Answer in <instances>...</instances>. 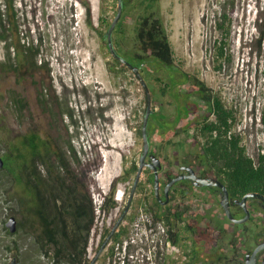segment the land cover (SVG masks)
I'll return each instance as SVG.
<instances>
[{
    "label": "rangeland",
    "instance_id": "1",
    "mask_svg": "<svg viewBox=\"0 0 264 264\" xmlns=\"http://www.w3.org/2000/svg\"><path fill=\"white\" fill-rule=\"evenodd\" d=\"M14 2L21 46L38 47L40 59L47 63L51 74L45 69L16 86L13 73L5 72L0 66V117L5 120L4 130L0 132V156L5 153L3 140L22 139L35 132L64 151L70 144L82 167L92 163L93 166L85 172L74 165L81 178H87L98 216L96 239L94 242L90 240L88 251L92 261L98 253V241L101 242L116 225L128 203L136 174L126 181L122 178L127 176L134 164L139 167L143 149L142 127L147 109L146 93L135 73L119 66L116 69L118 73L111 72L115 61L107 40L103 41L100 35L109 31L118 12V0ZM235 2L230 45L233 60L230 65L223 63L222 70H218L221 63L214 61L213 46L219 37L216 18L226 0H160V6L176 66L197 76L236 111L238 121L234 132L242 136L248 155L256 159L264 149V0ZM0 7L2 12L3 0H0ZM89 9L92 14L90 23ZM134 26L133 18L127 21L126 36L120 39L123 40L122 46L118 45L120 40L114 44L116 50L132 52ZM5 57L4 45L0 42V62H4ZM148 69V81L145 75L142 77L151 94L152 111L162 113L172 123L179 115L177 112L183 109L177 105L179 110L176 111V102L161 93L160 88L164 84L154 81L160 77L166 83L165 72L156 65ZM149 85L156 95L155 100ZM187 89V86L181 85L177 93ZM43 90L48 95L45 102L49 114L42 111L38 102ZM16 91L25 96L30 106V113L23 118H18L10 100L11 94ZM189 108L192 113L177 125L179 135L174 139L175 147L169 151L170 160L166 161L175 175L179 174L186 155L192 157L188 159L189 163H197L196 169L202 168L193 158L201 153V142L194 138V130L187 134L185 128L204 116L208 109L196 98L189 100ZM150 139L151 149L156 150L162 143L163 135L156 132L150 134ZM146 180L147 176H142V187L137 190L120 228L128 229L123 244L116 245L115 255L111 258V241L97 264H187L190 260L187 254L190 253L191 235L181 231L182 242L174 247L168 241V228L154 222L153 186L145 184ZM195 193L197 196L192 195L187 202L185 220L193 223L198 215L207 219L198 226L200 235L207 231V238L202 237L199 243L201 260L205 264H216L220 252L231 259L226 256L231 236L223 238L222 233L213 230V219L224 222L225 212L220 205V195L212 196L199 189ZM20 194L12 178L5 171L0 172V264H10L12 257H16L19 264H53L47 257L39 255L32 236L12 238L5 231L9 216L27 220V211L20 213ZM113 196L119 207L111 213L97 210L102 200ZM32 203L36 206L34 200ZM248 209L253 221L247 222L246 228H237L227 222L224 225L227 231L242 234L245 249L252 250L255 247L252 235L258 226L264 229V212L259 203L248 205ZM207 225L212 229L209 230ZM177 227L176 232L181 224ZM212 231L214 233L210 237Z\"/></svg>",
    "mask_w": 264,
    "mask_h": 264
},
{
    "label": "trees",
    "instance_id": "2",
    "mask_svg": "<svg viewBox=\"0 0 264 264\" xmlns=\"http://www.w3.org/2000/svg\"><path fill=\"white\" fill-rule=\"evenodd\" d=\"M235 6V0H226L216 18L215 27L219 37L213 48L214 61L221 63L218 70H222L223 63L232 64L233 56L230 45L232 15L235 12ZM14 7V0H3L4 10L0 12V42L4 45L6 57L4 62H0L1 68L10 74L17 69L24 75L36 74L45 71V69L49 72L47 63L40 59L38 47L21 46ZM91 18L92 14L89 9V23ZM132 18L135 20L134 49L132 52L125 51L119 54L134 67L139 68L141 75H145L146 81H148V67L156 65L163 70L167 76V82L165 83L160 77H156L154 81L164 84V87L160 88L161 93L164 96L168 95L176 102V111L179 110L177 105L183 109L177 112L179 115L175 117L172 123L167 121L165 115L156 111L149 119V134L160 132L163 135L162 143L159 145L161 156L170 159L169 151L175 147L174 139L179 135L177 125L182 120L189 118L192 113L189 108V100L196 98L204 104L208 112L194 123L187 125L185 132L188 134L194 130V138L201 142L200 156L195 158L201 166L207 168L203 177L222 183L227 188L233 203L241 202L248 194L264 196V149L258 153L256 159L249 156L246 147L243 145L242 136L234 132L238 121L236 111L226 105L222 97L207 87L201 79L176 66L174 51L161 13L160 0H124V12L114 31L113 43L115 45L126 36L125 27L127 21ZM100 35L103 41L107 40L106 34L100 33ZM122 41H119V46H122ZM114 61V66L110 68L111 72L118 73L116 72L118 66L123 70L128 69L119 60L114 59ZM181 85L187 86L188 89L185 92L177 93V88ZM150 90H152L151 93L155 100L156 95L151 86ZM10 99L17 111L23 114L22 112L27 105L23 99L13 96ZM38 102L40 107L47 111L43 93L38 97ZM69 115L72 118V115ZM3 142L6 144L3 155L5 163L3 171L12 178L14 187L21 191L20 213L27 211L25 218L27 219L26 222L29 220L30 223L33 221L30 218L31 214L36 213L35 222L40 223L36 226L43 228L41 233L37 235L35 242L38 246L39 255L47 257L53 264H86L91 236V227H88L87 223L90 221V224H93L94 222V217L90 219L88 216L87 203L91 205L93 212L94 203L87 178H81L77 171L78 168H75L74 165L76 164L80 167L79 169L85 172L93 166L92 163L84 164L82 167L74 148L70 144L68 150L64 151L59 145L53 144L52 141L42 138L40 134L35 132L24 136L22 139L13 138L3 140ZM182 162H186L184 158ZM137 171L138 166L134 164L127 176L122 178V181L129 180L131 175L136 174ZM153 180L151 177L145 184L154 186ZM212 190L217 192V189ZM151 192L155 201L154 222L163 223L168 228L169 242L175 247L179 246L182 242V235L180 232H176L173 224L183 223L186 215L181 210H163L155 198L154 189ZM32 200L37 207L33 206ZM66 202H69L68 207H71V210L64 208ZM257 203L259 201L256 199L248 200L249 206ZM50 205L51 211L56 212L55 215H48ZM102 206L100 208L102 212L111 213L119 207V203L114 200L113 196L104 199ZM233 207L232 213L235 218H240V214L244 215L239 205H233ZM173 212L174 214H172ZM65 213H68L67 216H71V218L66 220ZM45 215L48 216V219L43 218ZM203 222H207V219L198 215L197 219L193 220L194 225L190 222L185 228V234L191 235L190 240L192 242L191 255L193 258L188 264H200L201 249L199 243L202 241V237L207 238V231L200 235L201 230L198 228L199 224ZM212 222H215L213 230H218L222 234L225 233L224 222L231 223L226 215H224V222L217 219H213ZM235 226L246 228L247 224ZM208 229L211 230L212 227L209 225ZM259 231L256 232V236H263V230ZM213 233L214 231L210 237L213 236ZM30 235L35 236L33 232ZM127 235L128 229L126 227L114 235L113 246L110 249L111 258L115 255L116 245H122ZM236 237L235 232L232 236V244L237 242H239L238 244H246L243 235L240 236L242 241Z\"/></svg>",
    "mask_w": 264,
    "mask_h": 264
},
{
    "label": "flooded vegetation",
    "instance_id": "3",
    "mask_svg": "<svg viewBox=\"0 0 264 264\" xmlns=\"http://www.w3.org/2000/svg\"><path fill=\"white\" fill-rule=\"evenodd\" d=\"M107 45H108V41H107ZM108 49H109V47H108ZM116 51H117L118 55L122 59H124L122 57V55L119 54L120 51H118V50H116ZM114 59H116V58H114ZM47 73L49 75L51 74L50 69H49V72L47 71ZM13 75L15 77V81L14 82L16 83V86H20L22 83H25L26 78L30 77L32 79L35 76V74H33V73L32 74L29 73L28 75L21 74L20 73V70H18V69L13 73ZM45 91L46 90H43L44 93L43 92L42 93L44 94V99L46 100V98H47L48 95H47V93ZM144 91H145V89H144ZM11 96L16 97L18 99H23V102L27 104L26 105V109H24L23 112H22L23 114H21L20 112L17 111V108L15 107V105L12 103V100L10 99L11 100V103H12V106L15 108V112L17 113L18 118H21L23 115L30 113V106L28 104V100L25 99V96L19 94L17 91L14 92L13 94H11ZM6 98H7V100H9V97H6ZM45 105H47L46 102H45ZM199 108H201V107H199ZM46 109H47V107H46ZM42 111L44 112L45 110L42 109ZM45 112H48L47 114L50 113L48 109ZM146 112H147V109H146ZM153 113H154V111H153ZM153 113L151 114V116L153 115ZM145 116H146V113H145ZM144 119H145V117H144ZM4 121H5L4 120V117L3 118L0 117V132L4 130V127H3L4 126ZM32 133H34V132H32ZM29 134H31V133H29ZM29 134H27V135H29ZM142 137H143V127H142ZM0 141H2V137L1 136H0ZM149 142H150V150H149V154H148V156L146 158V163L152 165V159H151L152 156H155L157 159H159L161 161V168L158 170L159 178H160L159 199L156 196L154 186H153V189H154V193H155V198L157 199L158 203L161 205V207L163 208V210H165V211H168L169 209L170 210L171 209L172 210L174 209L175 211L176 210H181V212L183 211V214L186 215L188 213V207H186L187 206V202H188L189 199H191L192 195L194 196L196 194L195 193V190H197V189H199L200 191H204V192L207 191L212 196L220 195V198L222 200V191L219 188H217V187L196 186V182L195 181L187 178V177L191 176V173H190L189 170H192L197 177H199L201 179H206V178L203 177L204 171L207 169L206 166H202L201 169L200 168L196 169L195 165L197 163H193V164L192 163H189L188 159L189 158L192 159V157H191V155H186L184 157V160L186 162L185 163L181 162L180 172H179V174L175 175L174 174V171L172 169H170L169 168V165L166 163V161H169L170 159L168 160V159H166L165 156H161L162 154L159 152L160 151L159 148H157L156 150L155 149H151V144L152 143H151V139H150V134H149ZM143 149H144V144H143ZM143 149H142L141 157L143 155ZM3 155H1L2 158H4ZM198 156H200V154ZM195 157H197V156H194L193 157L194 160H197ZM140 160H141V158H140ZM136 175H137V173H136ZM144 175L147 176L146 183H148L147 181L149 179H151V177H153V179H154L153 180V183L155 182V172L151 168L146 167L144 169V171H143L142 176H144ZM177 179H179V181L175 182V180H177ZM207 180H213V179H207ZM148 185H150V184H148ZM168 185H171V186L169 188V191L167 192L166 190H167ZM141 187H142V184H141V182H139V185H138L137 190H140ZM212 189H217V192H214ZM137 190H136V192H137ZM183 192H185L184 195H181V193H183ZM195 196H197V195H195ZM45 202H47V201H45ZM68 205H69V202H66L64 208L66 210L67 209L71 210L72 208L71 207L69 208ZM154 205H155V203H154ZM220 205H221V201H220ZM233 205H238V204L233 203L232 200H231V210L234 209ZM259 205H260V207H262L263 212H264L263 204L260 201H259ZM90 206L91 205H89V203H87L88 216H89L90 219H91V217L92 218L94 217V222H93V224H90V221H89V223H87V226L88 227H91L90 240L94 242V240L96 239V238H94V236L97 234V230H98V216H97L95 207H94V212H93ZM239 207H240V205H239ZM242 211H243L244 215L243 214L242 215L240 214V218H236V219H243L244 218L245 212H244L243 209H242ZM48 212H49L48 215L49 214H51V215H55L56 214V212H52L51 211V205L49 206V211ZM70 212H71L70 214H72V211H70ZM67 214L68 213H65L66 220L71 218V216L68 217ZM172 214H174V212ZM12 217H15L16 218V220H17V227L18 228H17V231L14 234H12L10 232V229L7 228V223H6V229H5V231H6L7 235L11 236L12 238H14L16 236L23 235L22 237L25 238L27 236H30L31 237L32 235H30V233L33 232L35 236L34 237L32 236V237L36 241L37 235H39L41 233L42 229H43L40 226H36L37 224L38 225L40 224L38 222H35L36 219H37L36 218V213L33 212L31 214V216H30L31 220H33L32 223L28 222L29 220L27 222L26 221H21L20 217H17L15 215L14 216H9L8 221ZM251 217H252V215H251ZM43 218L48 219V216L45 215ZM61 218L63 219L62 215H61ZM249 221L252 222L253 221V218H251ZM188 223L189 222H186V220L183 223H181V227H179L177 233H179L181 231L182 232H185V228L187 227ZM232 224L233 225H238V224H234V223H232ZM26 225H28V227H26ZM177 225H180V224H177ZM177 225L176 224H173L175 230H176ZM193 225H194V223H193ZM195 225H197V223H195ZM242 225H245V224H242ZM30 226H34V227L31 228ZM121 226H120V228H121ZM163 226H164V224H163ZM238 226H241V225H238ZM113 228H112V230H113ZM120 228H119V230H120ZM238 228H240V227H238ZM259 230H263V232H264V229L262 227H259V226L257 227L254 235H252V238H251V240H253V242L255 244V247L252 250L251 249L250 250H247V249H245V245L244 244H238L239 242L232 244L231 241L233 240L232 236L234 235V233H231L230 231H227V229L225 228V233L223 234V238H226L228 236H231V241H230V246H229L230 248L228 249V253H226V256H230L231 259L225 257V255H223L220 252L219 253V256H218L219 259H217V261H215V263L216 264H247L248 257H251L253 255V253L257 249V247H259L260 245L264 244V235L263 236H260V235L259 236L258 235L256 236V232L257 231L260 232ZM111 231L106 235V237L104 239H102L101 242L98 241V245L99 244L100 245H99V247L97 246V249H98L97 252H99V250L101 249L102 245L104 244L106 238L110 235ZM173 232H175V231H173ZM236 236H237L236 238H239L242 241V239L240 238V236H242V234H238V231H236ZM168 239H169V237H168ZM17 244H18V242L15 243V245H17ZM91 245H93V243ZM109 246H110V244L108 245V247ZM191 247H192V242H191ZM191 247H190V253H189V255L187 254L188 258L190 259L188 261V263H191V258H193V255H191V250H192ZM90 253H91V251H90ZM103 253H102V255H103ZM88 255H87V262H86V264H92V261L95 258L92 259V261H90L89 258H90L91 255L90 254H88ZM101 256L99 257V259L101 258ZM99 259H98V261H99ZM13 261H16V264H19V261H18V259L16 257H12V262ZM200 262L203 263L204 260L203 261L201 260ZM263 263H264V250L261 251L258 254V256H257V263L256 264H263ZM203 264H205V263H203Z\"/></svg>",
    "mask_w": 264,
    "mask_h": 264
},
{
    "label": "water",
    "instance_id": "4",
    "mask_svg": "<svg viewBox=\"0 0 264 264\" xmlns=\"http://www.w3.org/2000/svg\"><path fill=\"white\" fill-rule=\"evenodd\" d=\"M123 12H124V0H118V12H117V15H116L112 25L109 28V31L106 34V38L108 41V47H109V51H110L111 55L114 58L120 60L127 68H129L133 73H135V75L139 78V80L141 81V83L145 89L146 96H147V112H146V116H145L144 123H143L144 149H143V155H142L141 160H140L136 179H135L131 194L129 196L128 203H127L126 208L124 210V213L121 216V218L119 219V221L116 223V225L114 226L110 235L106 238V240H105L104 244L102 245L101 249L99 250L97 256L92 261V264L97 263L99 257L107 249V247L111 243L114 235L119 231L120 226L123 224V221L125 220L126 216L128 215V213L131 209V206H132V203L134 201L135 194H136V190H137L139 182L141 180L143 171L146 167L151 168L155 172L154 189H155L156 196L159 199L160 178H159L158 170L161 168V161L159 159H157L155 156H152V158H151L152 159V165L146 163V158H147V156L149 154V150H150L148 126H149V119L151 117V114L153 113L151 94H150L147 83L145 82L144 78L142 77V75L140 73V69L137 67H134L127 60L122 59L118 55V53L114 47V43H113V34H114V31H115L118 23L120 22V20L122 18ZM4 166H5L4 160L0 156V172H2V170L4 169ZM189 171L191 173V176H189L187 178L195 181L196 186L217 187L222 191L221 206H222L228 220L234 224H238V225L246 224L251 219V212L248 209V200L249 199H256V200L260 201L263 204V208H264V196L263 195L248 194L243 198V200L241 202L236 201V204L240 205V207L245 212V217L243 219H236L233 216V213L231 210V198H230V195H229L227 188L217 180L201 179V178L197 177L192 170H189ZM177 181H179V179L175 180V182H177ZM170 186L171 185H168L167 190H166L167 192L169 191ZM7 228L10 229V232L12 234H14L17 231L18 227H17V220L15 217H12L7 222ZM263 250H264V244L257 247V249L254 251L253 255L251 257H248L247 264H256L257 263V256ZM11 264H16V261H13Z\"/></svg>",
    "mask_w": 264,
    "mask_h": 264
},
{
    "label": "built area",
    "instance_id": "5",
    "mask_svg": "<svg viewBox=\"0 0 264 264\" xmlns=\"http://www.w3.org/2000/svg\"><path fill=\"white\" fill-rule=\"evenodd\" d=\"M123 195V194H122ZM118 196H119V194L117 195V197L116 198H118ZM124 197V196H123ZM122 196H121V198H123ZM98 207H97V210L99 211V209H100V205H97Z\"/></svg>",
    "mask_w": 264,
    "mask_h": 264
},
{
    "label": "clouds",
    "instance_id": "6",
    "mask_svg": "<svg viewBox=\"0 0 264 264\" xmlns=\"http://www.w3.org/2000/svg\"><path fill=\"white\" fill-rule=\"evenodd\" d=\"M104 204V201L102 200V203H101V205H100V208H101V206Z\"/></svg>",
    "mask_w": 264,
    "mask_h": 264
},
{
    "label": "bare ground",
    "instance_id": "7",
    "mask_svg": "<svg viewBox=\"0 0 264 264\" xmlns=\"http://www.w3.org/2000/svg\"><path fill=\"white\" fill-rule=\"evenodd\" d=\"M103 207V206H102Z\"/></svg>",
    "mask_w": 264,
    "mask_h": 264
}]
</instances>
